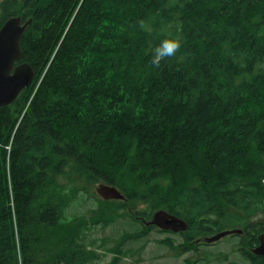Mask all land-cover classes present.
Listing matches in <instances>:
<instances>
[{"label":"trees","instance_id":"1","mask_svg":"<svg viewBox=\"0 0 264 264\" xmlns=\"http://www.w3.org/2000/svg\"><path fill=\"white\" fill-rule=\"evenodd\" d=\"M13 16L32 18L17 63L35 77L0 107V264L89 262L77 226L49 241L74 185L99 180L145 204L123 240L163 209L187 243L242 230L264 264V0H2L0 28ZM178 30L180 51L153 65Z\"/></svg>","mask_w":264,"mask_h":264},{"label":"rangeland","instance_id":"2","mask_svg":"<svg viewBox=\"0 0 264 264\" xmlns=\"http://www.w3.org/2000/svg\"><path fill=\"white\" fill-rule=\"evenodd\" d=\"M116 146L119 147V143ZM59 180L66 184L65 192L70 193L69 190L73 188L71 181L66 176H61ZM101 183H105L104 180L93 185L80 183L81 189L79 184L74 185L76 192H71L70 202L63 205L60 219L63 225L62 236L49 241L62 244L70 232L66 224L77 226L79 241L92 252L93 257L83 264H250L241 252V247L247 248L242 242V233L225 235L214 243H195L193 245L198 246H193V249L183 246V234L159 231L155 227L147 232L143 231L146 235L138 240H123L125 234L141 226L133 219L137 215V209L145 210V204L141 200H130V204L123 207L126 199H104L97 192ZM132 206L136 207L135 211ZM99 217H107L109 221L97 223ZM263 219L264 214L259 213L251 221L256 223ZM165 238L173 240V247L164 243ZM244 241L246 242V238Z\"/></svg>","mask_w":264,"mask_h":264},{"label":"water","instance_id":"3","mask_svg":"<svg viewBox=\"0 0 264 264\" xmlns=\"http://www.w3.org/2000/svg\"><path fill=\"white\" fill-rule=\"evenodd\" d=\"M32 24V18L23 22L21 16L9 18L0 28V107L13 103L22 90L29 87L35 77L31 65L15 63L22 56L21 39ZM98 194L104 199H124L123 192L114 185L101 183L97 188ZM157 225L165 230L186 231L188 222L178 216L160 209L147 221V225ZM242 233V230L231 229L206 237L205 242L212 243L228 234ZM256 255L264 256V234L259 236V245L253 249Z\"/></svg>","mask_w":264,"mask_h":264},{"label":"clouds","instance_id":"4","mask_svg":"<svg viewBox=\"0 0 264 264\" xmlns=\"http://www.w3.org/2000/svg\"><path fill=\"white\" fill-rule=\"evenodd\" d=\"M182 42L183 38L179 35L178 30L177 35H170L154 49V56L151 63L155 66H159L162 60L174 57L180 51Z\"/></svg>","mask_w":264,"mask_h":264},{"label":"flooded vegetation","instance_id":"5","mask_svg":"<svg viewBox=\"0 0 264 264\" xmlns=\"http://www.w3.org/2000/svg\"><path fill=\"white\" fill-rule=\"evenodd\" d=\"M19 64H21V63H15V66H17V65H19ZM124 199H126V197L124 198ZM179 217V216H178ZM152 218H153V216H152ZM151 218V219H152ZM181 218V217H180ZM150 219V220H151ZM183 219V218H182ZM150 220H147V221H150ZM153 226L157 229V230H159V231H166V232H171V233H175V234H183V233H186V231H173V230H165V229H162V228H160L159 226H157V225H155V224H153ZM188 228H189V223H188ZM187 228V229H188ZM164 241H167V240H170V241H172V243H173V240L172 239H170V238H165V239H163ZM184 242V241H183ZM185 243H186V241H185ZM195 243H202V244H207L208 242H205V238L204 239H202L201 241L198 239V240H196L195 242H194V244ZM187 244H191V242H188ZM180 246V245H179ZM255 247H257V245L255 246ZM252 249L254 248V247H251ZM251 250V249H250ZM252 251V250H251ZM262 256V255H261Z\"/></svg>","mask_w":264,"mask_h":264}]
</instances>
